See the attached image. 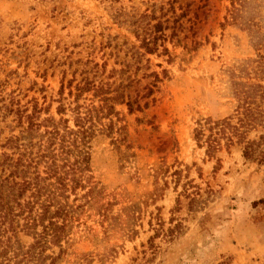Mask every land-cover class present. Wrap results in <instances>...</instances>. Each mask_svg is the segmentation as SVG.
Returning a JSON list of instances; mask_svg holds the SVG:
<instances>
[{"label": "rangeland", "instance_id": "1", "mask_svg": "<svg viewBox=\"0 0 264 264\" xmlns=\"http://www.w3.org/2000/svg\"><path fill=\"white\" fill-rule=\"evenodd\" d=\"M86 81L125 97L93 120L85 187L68 191L69 204L91 187L98 199L33 257L17 218L2 264H264V163L243 156L264 136V0H0V182L20 153L36 156L54 128L77 130L102 104L95 89L77 96ZM253 87L260 122L244 142L221 133L209 155L206 120L239 126L238 90Z\"/></svg>", "mask_w": 264, "mask_h": 264}, {"label": "trees", "instance_id": "2", "mask_svg": "<svg viewBox=\"0 0 264 264\" xmlns=\"http://www.w3.org/2000/svg\"><path fill=\"white\" fill-rule=\"evenodd\" d=\"M235 16L233 15V17ZM161 31L162 24L159 22L155 25L153 43L151 44L152 40L148 38L143 39V45L147 51L153 52L156 49ZM106 85L103 83L95 87L92 82L88 81L79 85L78 97L83 91L95 89V95L100 97L102 104L98 107L88 108L85 116L78 114L77 130L65 126L67 133H61L57 128H54L48 146L36 156H29L28 154H32L31 152L20 153L15 161V168L8 177L0 182V264L5 259L7 251L3 245L2 235L9 231L13 233L16 231V226L19 224L17 218L22 216L23 229L34 234L35 243L28 250V253L33 257V250L37 247H42L45 244L61 245L62 239L68 234L67 228L74 220L78 209L84 208L86 204L91 205L98 199V191L95 187H91L83 195L85 198L83 203L73 205L69 204L67 200L69 198L68 191L75 192L77 188L85 187L84 172L89 170L90 154L87 147H89L88 143L94 134L93 120L101 119L102 116H111L115 113V104L125 102L124 92L120 90V87L111 89L108 84ZM258 87H262V85H258ZM250 89L248 91L238 90L241 102L239 108L241 107L243 110L242 116L239 118V126L231 123V117L217 121L206 120L205 127L211 131L205 139L209 155H214L220 147L221 133L225 134L228 146L234 142L235 137L239 142H244L249 129L260 122V112L255 111L252 107L259 91L256 87ZM152 92L153 90L150 89L148 95ZM126 104L130 111L142 109L139 104L134 108V100H127ZM147 104L146 102L145 106ZM28 119L29 125L33 129L36 126L33 115L28 116ZM88 121L89 124H87ZM216 128L217 131L213 133ZM227 129L231 130L226 134ZM200 133L202 134V132ZM67 134H72L73 137L68 139ZM58 139L60 142L57 153L55 146ZM243 156L258 163H264V136H260L259 140H247L243 147ZM36 157H38L37 160ZM42 161L46 163L43 170L45 175L37 170V165ZM30 167H34L33 176L28 175ZM17 177H20L21 180L17 181ZM28 191H30L29 199L22 204L20 199ZM12 202H15L16 205H13ZM100 213L103 217L107 216L105 210ZM46 221L48 222L46 223ZM39 226L42 227L41 231H38Z\"/></svg>", "mask_w": 264, "mask_h": 264}]
</instances>
